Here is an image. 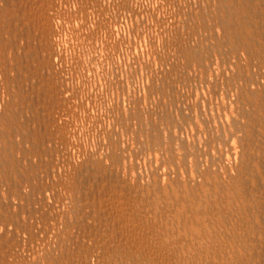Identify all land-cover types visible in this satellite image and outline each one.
<instances>
[{
    "label": "bare ground",
    "instance_id": "6f19581e",
    "mask_svg": "<svg viewBox=\"0 0 264 264\" xmlns=\"http://www.w3.org/2000/svg\"><path fill=\"white\" fill-rule=\"evenodd\" d=\"M0 264H264V0H0Z\"/></svg>",
    "mask_w": 264,
    "mask_h": 264
},
{
    "label": "rangeland",
    "instance_id": "374dc122",
    "mask_svg": "<svg viewBox=\"0 0 264 264\" xmlns=\"http://www.w3.org/2000/svg\"><path fill=\"white\" fill-rule=\"evenodd\" d=\"M108 11L110 12V9H108ZM119 29L121 30V28H119ZM79 53H80V55H83L84 52L82 50H79Z\"/></svg>",
    "mask_w": 264,
    "mask_h": 264
}]
</instances>
